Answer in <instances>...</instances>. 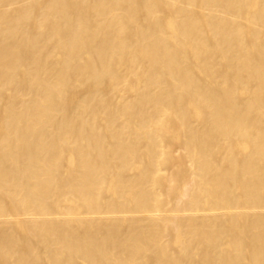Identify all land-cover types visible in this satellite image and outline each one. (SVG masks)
Returning a JSON list of instances; mask_svg holds the SVG:
<instances>
[{
  "label": "bare ground",
  "instance_id": "obj_1",
  "mask_svg": "<svg viewBox=\"0 0 264 264\" xmlns=\"http://www.w3.org/2000/svg\"><path fill=\"white\" fill-rule=\"evenodd\" d=\"M0 264H264V0H0Z\"/></svg>",
  "mask_w": 264,
  "mask_h": 264
}]
</instances>
